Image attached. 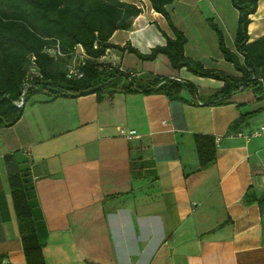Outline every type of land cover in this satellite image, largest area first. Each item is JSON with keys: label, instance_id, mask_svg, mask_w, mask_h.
Returning <instances> with one entry per match:
<instances>
[{"label": "crops", "instance_id": "1", "mask_svg": "<svg viewBox=\"0 0 264 264\" xmlns=\"http://www.w3.org/2000/svg\"><path fill=\"white\" fill-rule=\"evenodd\" d=\"M118 1L141 11L109 44L128 43L148 54L165 44L162 33L173 37L148 0ZM167 10L186 37V57L238 76L207 24L211 19L234 52L238 12L230 0H176ZM247 34L249 42L264 36V0H258ZM108 58L138 77L189 82L194 96L185 88L183 101L121 91L100 102L92 93L31 97L20 119L0 129L2 264H25L3 162L15 151L29 161L45 264H264V198L243 203L249 187L256 198L264 194V136L239 135L264 124V100L238 91L225 104L208 105L221 81L173 70L164 55L142 61L110 49L98 62ZM250 112L255 114L227 133ZM121 128L138 138L126 140ZM194 134L216 139L215 164L199 173Z\"/></svg>", "mask_w": 264, "mask_h": 264}, {"label": "trees", "instance_id": "2", "mask_svg": "<svg viewBox=\"0 0 264 264\" xmlns=\"http://www.w3.org/2000/svg\"><path fill=\"white\" fill-rule=\"evenodd\" d=\"M175 1L148 0L152 10L165 18L173 37L162 33L165 44L142 54L128 43L126 47L108 43L115 31L131 28L132 20L141 11L134 5L118 0H0V129L14 125L22 116L25 103L39 93L51 99L92 93L100 102L121 91L160 94L169 101H183L181 92L189 88L194 96V87L189 82L174 78L155 76L146 78L142 85L136 84L129 71L120 70L119 65L98 62L110 49L125 51L142 61H153L158 55H164L173 70L184 68L196 76L221 81L223 86L206 98L208 105L225 104L238 91H251L264 100V36L249 42L247 34L250 16L256 11L258 0H230L238 12L234 52L226 48L221 30L211 19L207 20L224 61L232 65L238 76L207 69L185 56L186 37L174 26L167 10ZM55 42L62 51L71 50L76 45L82 47L88 57L82 78L66 77L68 57L54 58L44 53L43 49ZM31 71L34 74H30ZM121 78H126L128 85L121 82ZM21 96L23 105L17 107L15 102ZM254 114H241L228 126L227 133L236 131ZM193 142L198 161L194 172L199 173L215 164L216 139L211 135L194 134ZM3 162L25 264H45L44 244L37 233L34 218L29 161L15 151L5 155ZM262 198L264 194L256 198L249 187L243 203L249 205ZM3 259L4 256H0V264Z\"/></svg>", "mask_w": 264, "mask_h": 264}, {"label": "built area", "instance_id": "3", "mask_svg": "<svg viewBox=\"0 0 264 264\" xmlns=\"http://www.w3.org/2000/svg\"><path fill=\"white\" fill-rule=\"evenodd\" d=\"M44 53L50 57L54 58H65L68 57V63L65 68V75L69 79H80L83 77V67L86 64L88 59L87 55L83 51L80 45H76L71 50L62 51L58 42H55L51 47H45L43 49ZM109 50L106 51L105 55L108 54ZM121 70V69H120ZM123 71V70H122ZM130 77H137L139 76L138 73L129 72ZM25 87V86H24ZM241 90V88H240ZM23 97L21 96L19 101L15 102L17 107H21L23 105ZM200 104L199 102H197ZM119 135L124 137L126 140H132L138 138V135L134 130H127L121 128L119 130ZM246 140L251 138H256L260 136H264V124H261L256 129L246 133V134H239Z\"/></svg>", "mask_w": 264, "mask_h": 264}, {"label": "rangeland", "instance_id": "4", "mask_svg": "<svg viewBox=\"0 0 264 264\" xmlns=\"http://www.w3.org/2000/svg\"><path fill=\"white\" fill-rule=\"evenodd\" d=\"M128 58H127V62H128ZM102 64H104V65H109V64H112L111 63V61H110V59L108 58V59H104L103 61H102ZM227 64V66H231V65H229V63H226ZM129 73V72H128ZM30 74H34L33 73V71H31V73ZM146 74H144V75H142L141 77H134L133 76V79H134V81H135V83L136 84H138V85H142V83L146 80ZM120 81L121 82H124L126 85H128V80L126 79V78H121L120 79ZM59 84H61V85H65V82H63V81H59ZM95 264H97L96 262H95Z\"/></svg>", "mask_w": 264, "mask_h": 264}]
</instances>
